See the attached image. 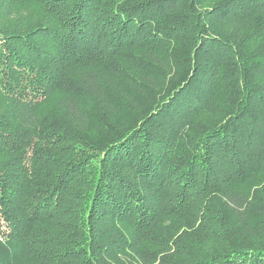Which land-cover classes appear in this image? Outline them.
<instances>
[{"label":"trees","instance_id":"1","mask_svg":"<svg viewBox=\"0 0 264 264\" xmlns=\"http://www.w3.org/2000/svg\"><path fill=\"white\" fill-rule=\"evenodd\" d=\"M0 264H264V0H0Z\"/></svg>","mask_w":264,"mask_h":264}]
</instances>
